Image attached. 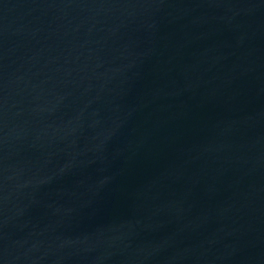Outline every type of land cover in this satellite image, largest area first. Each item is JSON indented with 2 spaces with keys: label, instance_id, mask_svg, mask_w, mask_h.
<instances>
[{
  "label": "water",
  "instance_id": "water-1",
  "mask_svg": "<svg viewBox=\"0 0 264 264\" xmlns=\"http://www.w3.org/2000/svg\"><path fill=\"white\" fill-rule=\"evenodd\" d=\"M0 264H264V0H0Z\"/></svg>",
  "mask_w": 264,
  "mask_h": 264
}]
</instances>
